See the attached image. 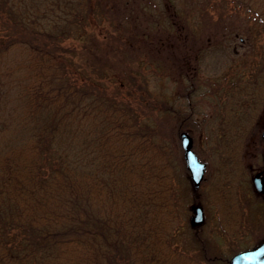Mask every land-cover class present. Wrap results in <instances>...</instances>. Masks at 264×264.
Returning a JSON list of instances; mask_svg holds the SVG:
<instances>
[{"label": "trees", "instance_id": "1", "mask_svg": "<svg viewBox=\"0 0 264 264\" xmlns=\"http://www.w3.org/2000/svg\"><path fill=\"white\" fill-rule=\"evenodd\" d=\"M110 2L0 0V264H191L181 229L197 225L181 217L172 151L142 125L139 110L149 116L153 105L129 87L125 96L111 91L112 68L94 69L112 32L99 38L91 17L103 24ZM122 2L124 14L143 13L135 24L155 20L140 1ZM246 3L264 18V0ZM165 11L158 31L147 22L138 34L167 41L184 29L182 42L197 38L189 10ZM254 63L225 79L229 90L239 85L231 94L251 101L248 113L257 116L264 61ZM243 70L251 76L244 79ZM247 125L236 120L230 146L260 145L255 159L264 170L260 127ZM213 195L230 214V195L220 187Z\"/></svg>", "mask_w": 264, "mask_h": 264}, {"label": "rangeland", "instance_id": "2", "mask_svg": "<svg viewBox=\"0 0 264 264\" xmlns=\"http://www.w3.org/2000/svg\"><path fill=\"white\" fill-rule=\"evenodd\" d=\"M134 1L143 3L146 6L144 13L150 11L155 17L154 24L147 21L151 27L157 26L161 18L163 23L166 22V8L170 13L173 8H186L191 12L197 38L189 37L182 42L184 29L167 41L141 37L139 28L143 29L142 23L147 22L135 24L143 14L139 8L124 14L122 0H111V13L101 10L103 24L97 17H91V27L99 38H104L109 30L112 32L109 42L104 43L106 59L94 57V69L97 63L105 69L112 68L111 75L116 77L106 85L111 91L120 89L125 96L129 87L137 97L143 96V105H153L148 110L149 116L139 110L140 115L147 118L142 125L172 151L177 172L174 190L183 222L187 219L194 224V207H203L204 219L196 224L195 232L193 227L191 230L188 226L181 229L180 238L187 241L186 255H195L186 261L191 264H228L238 251L264 242V205L253 183L254 174L263 170L260 160L255 159L262 148L255 143L234 151L228 138L235 136L233 132L236 130L231 128L236 120L247 121L246 130L254 121L262 132L264 85H261L260 92H256L258 108L257 116H253L248 113L251 101L238 100L231 94L240 93L239 85L229 90V81L225 79L231 77L236 66L246 70L250 61H264V18L246 0H238V3L210 0V4H207L208 0ZM158 28L154 27L153 31ZM245 70L244 79L251 76ZM246 92L241 89L242 99L247 97ZM228 101L236 103L234 110ZM168 107L180 111L173 115ZM184 131L192 136L194 151L206 163L205 178L199 186L194 185L186 165L181 140ZM219 187L235 202L230 214L213 195ZM260 195L264 198V194ZM237 215L238 220L241 218L238 224L234 222ZM193 234L201 239L200 244H194Z\"/></svg>", "mask_w": 264, "mask_h": 264}, {"label": "water", "instance_id": "3", "mask_svg": "<svg viewBox=\"0 0 264 264\" xmlns=\"http://www.w3.org/2000/svg\"><path fill=\"white\" fill-rule=\"evenodd\" d=\"M264 138V128L261 132ZM182 146L184 149V157L187 167L191 173V178L195 186H199L205 178L206 163L199 159L198 155L193 149L192 136L184 131L181 133ZM253 183L255 189L264 194V174L258 171L253 176ZM195 215L193 222L199 224L204 219V210L200 205L194 207ZM228 264H264V242H261L254 247L241 250L235 253Z\"/></svg>", "mask_w": 264, "mask_h": 264}]
</instances>
